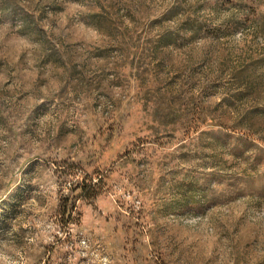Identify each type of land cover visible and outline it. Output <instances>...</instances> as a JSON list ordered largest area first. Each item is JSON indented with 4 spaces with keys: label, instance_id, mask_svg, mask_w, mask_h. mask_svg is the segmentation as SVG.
Here are the masks:
<instances>
[{
    "label": "rangeland",
    "instance_id": "obj_1",
    "mask_svg": "<svg viewBox=\"0 0 264 264\" xmlns=\"http://www.w3.org/2000/svg\"><path fill=\"white\" fill-rule=\"evenodd\" d=\"M0 264H264V0H0Z\"/></svg>",
    "mask_w": 264,
    "mask_h": 264
},
{
    "label": "trees",
    "instance_id": "obj_2",
    "mask_svg": "<svg viewBox=\"0 0 264 264\" xmlns=\"http://www.w3.org/2000/svg\"><path fill=\"white\" fill-rule=\"evenodd\" d=\"M80 187V191L82 193L83 198L96 199L100 194V188L96 187V185L91 184H82ZM63 203L60 205L59 215L61 216L62 225L60 227L61 231L65 234L69 233L70 224L73 220H76L75 215H79L78 207L75 202V197L73 201L69 204V198L65 197Z\"/></svg>",
    "mask_w": 264,
    "mask_h": 264
}]
</instances>
